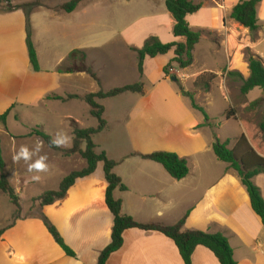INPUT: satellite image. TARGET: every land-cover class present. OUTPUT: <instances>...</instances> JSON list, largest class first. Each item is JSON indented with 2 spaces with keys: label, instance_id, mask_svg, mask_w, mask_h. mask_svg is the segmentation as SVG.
<instances>
[{
  "label": "crops",
  "instance_id": "1",
  "mask_svg": "<svg viewBox=\"0 0 264 264\" xmlns=\"http://www.w3.org/2000/svg\"><path fill=\"white\" fill-rule=\"evenodd\" d=\"M146 1L152 6L159 2ZM160 1L165 3L166 7V0ZM190 1L202 4L200 11L187 17L191 29L203 31L213 39L209 42L202 37L200 40L201 42L205 39L204 41L210 45L206 47L204 59L202 53L197 55L199 42L193 53V64L187 69L180 70L173 64L174 73L171 76L166 75L164 70L175 57L172 50L154 59L146 58L143 74L139 73L137 54L131 50L132 48L141 49L151 36H156L164 44L185 43L184 38H176L173 35L175 21L166 8L165 14H154L147 19L148 24L134 28L130 26L119 32L126 50L133 56L131 61H126L123 65L128 67L130 63L136 77L132 82L116 87L110 85L106 87L104 77L99 75L100 84L85 73H58V69L66 64L70 53L76 50L73 47L55 59L52 69L45 72L40 52L34 44L41 69L40 72H34L26 44L25 13L21 10L0 13V116L21 102L29 107L45 106L49 103L61 105L74 103L79 99H69V96H77V86L88 89L89 93L85 94L88 95L96 94L101 89L107 91L142 82L143 94H125H131L132 97L144 95V99L149 103L147 111H143V114L151 116L149 109H153L152 115L156 114L164 119L166 134L179 131L180 134L162 135L160 120L155 124L154 121L151 123L147 116L138 117L140 119L138 138L142 143L139 146L145 149L134 153L139 157L137 159L129 160L130 158L126 157L124 159L126 167L122 172L118 173V164L117 170L115 168L116 175L127 187L126 192L115 193V198L123 202V213L141 224L167 226L175 225L186 217L184 231L225 236L237 264H264V226L253 212L249 195L238 175L228 170V164L218 160L213 150L216 140L222 143L229 141L228 148L233 150L244 135L256 155L264 158V153L260 151L264 150V134L259 130V122L254 128L249 126L263 114V106L250 108V104L262 99V90L256 88L247 95L239 96L233 93L237 88L240 89L241 79L246 81L250 77L249 64L245 57L247 49L257 55L264 64V57L259 51V47L264 44V0L257 9L259 31L255 40L248 29L231 18L233 8L241 0ZM79 51L87 55V49ZM218 57L222 64L214 66ZM89 59L87 57V60ZM19 66L22 67V71H19ZM191 69L193 71L189 72ZM98 71L100 72V69ZM122 72L121 75L126 73V69L122 68ZM205 74L216 76L209 91L195 90L196 80ZM173 78L184 85V92L191 90L192 93L193 90L196 104L204 109L209 118L207 122L192 103L189 105L184 102L185 98L189 100L188 97L174 92L168 86L167 82ZM147 85L151 86L148 92ZM24 86L27 92L22 94ZM161 89L164 91L161 92ZM168 90L170 92H167ZM216 90L223 91L221 98L228 103V106H224L219 113L213 109L218 97ZM256 90V94L252 96ZM122 95L111 99H117ZM53 96L65 100L50 99ZM105 100L108 99L98 100L97 103L102 106ZM155 107L161 111L164 108L163 115L161 111H155ZM106 112L104 108V119L109 127ZM228 112L232 114L229 119ZM69 116L68 120L76 122L72 115ZM220 120L222 121L219 123ZM229 122L237 124L236 128L231 127L232 131L226 128ZM35 142L39 143L40 148H46V145L42 144L43 141ZM18 145L15 140L10 144L14 157ZM161 145L166 146V149H161ZM184 148L187 151H184ZM156 152L174 153L186 160L188 176L177 181L162 165L141 157ZM44 155L48 156L47 153ZM19 162L16 161L18 168ZM211 164L218 169L215 175L210 177L200 172L201 166H212ZM253 182L264 198V174L254 177ZM107 187L103 165L99 164L92 176L78 179L63 200L41 209L42 219H48L57 229L65 244L75 253V257L68 256L56 243L43 220L41 221L43 230L39 234L38 231L30 232L26 223L23 224L19 220L10 224L0 238V264H98L100 253L111 243L114 225V217L106 205ZM21 229L38 243V245L34 243L36 246L34 252L31 253L21 246L22 233L14 235L15 231ZM123 240L122 248L110 256L107 264H184L175 243L159 232L130 229L124 232ZM192 264L219 262L210 250L199 246L192 255Z\"/></svg>",
  "mask_w": 264,
  "mask_h": 264
},
{
  "label": "rangeland",
  "instance_id": "2",
  "mask_svg": "<svg viewBox=\"0 0 264 264\" xmlns=\"http://www.w3.org/2000/svg\"><path fill=\"white\" fill-rule=\"evenodd\" d=\"M71 1L73 0H9V2L0 0V13L7 12L11 6L37 5L29 17V22L32 31V41L34 37L33 44L36 45L40 52L42 68L45 72L52 69V63L55 59L73 47L76 50L87 49V57L90 58V61L87 60V65L93 69L97 76L104 77L103 81L106 87H109V85L116 87L126 82H132V79L136 77L132 71V65L128 63L127 67V65L124 66L123 64H126V61H131L130 59L133 56L126 50L124 42L119 37V32H123L124 29L126 30L130 26L134 28L148 24L146 20L154 14H165V3L159 0L156 6H152L146 0H82L76 11L68 14L63 10V6ZM203 37L209 42L213 40L206 33ZM204 40L200 42L196 49L197 55L202 53L203 59L206 47L210 46ZM259 51L264 57V44L259 47ZM221 64L222 62L218 57L214 62V66ZM64 67L76 69V62L66 63ZM122 68L126 69V73L123 75H121L123 73ZM18 69L19 71L23 70L21 66ZM98 69H100V72ZM192 71L191 69L189 72ZM176 81L171 79L167 84L174 92L176 91L183 95L184 85ZM150 88L151 86L147 85L146 91L148 92ZM195 90L204 92L201 87H195ZM160 91L163 92L164 90L161 89ZM26 92L24 86L22 94ZM167 92L170 91L168 90ZM221 92L223 91H215L218 97L213 109L217 113L222 111L224 106H228V103L221 98ZM256 92L257 90L252 96ZM86 93H89V90L85 87H76L77 96L83 97ZM188 93H191V90ZM233 93L236 96L241 94L238 88ZM185 99L186 101L184 102L191 105V100ZM148 103V100L144 99V95L132 97L131 94H124L117 99H108L102 102V106L107 111L106 118L109 121V127L96 135L94 142L98 147L96 150L99 153L105 152L109 156L108 158L118 164V170L116 168L118 173L122 172L126 167L124 163L126 157H129V160L137 159L139 157L134 153L145 149L139 146L142 144L138 138L139 116H147L148 120L151 123L154 121L155 124H157V120H160L162 135L166 134L164 119L156 114L152 115L153 109H149L151 116L143 114V111H147ZM257 106L262 108L263 104ZM140 110L141 112H138ZM156 110L161 111L155 107ZM89 112L90 107L81 99L67 105L49 103L48 105H38L37 107H29L21 102L11 109L6 119V124L0 121V144L6 165L5 174L18 195L19 204V207L14 205L9 197L0 191V230L12 224L14 220L15 223L21 220L23 224L26 223L30 232L35 233V231H38V234L42 232V207L37 199L46 191H55L62 180L71 173L80 172L86 168V161L79 153L69 155L67 153L75 144L74 129H89L98 126V121L92 118ZM163 112H165L164 108L161 111V115H163ZM69 115H72L76 122L68 120ZM262 116L263 114H260L253 124L249 126L254 128L257 122L261 121ZM227 124L226 128H230L231 131V127L236 128L237 126L234 122ZM33 131H43L52 138H55L57 133H63L70 137L66 146L59 147L61 152L53 151L42 142V144L46 145V148H40V152L33 157V161L38 159L39 156H45L44 154L47 153L46 162L49 167L48 171L44 173L29 172L28 165L25 162L21 165L22 159L19 160L20 166L18 168L12 154L10 144L14 140L19 144L17 152L21 146H27L32 150L36 145H39L35 141H43L38 136L31 135ZM177 134H180V131L166 134V136H175ZM173 144L177 145L175 142ZM255 144L257 145V143ZM79 145L81 150L85 149V143H80ZM160 148L166 149V146L161 145ZM242 149L239 150V154L244 152V149L243 151ZM184 151H187V149L184 148ZM260 151L264 153L263 149ZM217 170L214 165L200 167V172L208 174L210 177L215 175ZM36 175L40 176L37 181L33 179ZM19 233H22L23 239L20 244L23 249L31 253L34 252L36 249L35 244L38 245L35 239L29 234L26 235L24 229L15 231L14 235L16 236Z\"/></svg>",
  "mask_w": 264,
  "mask_h": 264
},
{
  "label": "trees",
  "instance_id": "3",
  "mask_svg": "<svg viewBox=\"0 0 264 264\" xmlns=\"http://www.w3.org/2000/svg\"><path fill=\"white\" fill-rule=\"evenodd\" d=\"M262 0H241L232 10L231 18L240 24L242 27L249 30L251 37H255L259 31V20L257 9ZM9 2V0H7ZM82 0H73L63 6V10L71 14L73 13ZM37 5H21L11 6L7 12L23 11L26 15V33H27V49L31 67L34 72H40V64L37 56L36 49L32 41V31L30 28L29 17L33 13ZM166 8L175 21L173 27V35L176 38H184L185 43H162L156 36L149 37L141 49L132 48L131 50L137 54L138 71L143 74V64L146 58L154 59L158 56L166 55L174 50L175 57L170 64L165 68L166 75H169V70L175 64L180 70L187 69L193 64V53L195 47L199 44L204 35L203 31H194L191 29L187 17L196 14L202 8V4H194L190 0H166ZM246 60L249 64L250 77L248 80L241 79L242 85L240 93L247 95L249 92L256 88L262 90L263 97L250 104V108L263 104V116L258 124L259 130L264 134V64L263 61L249 49L245 52ZM76 62V69L65 68L62 65L58 69V73H85L100 84V79L93 69L87 65V55L79 50L70 53L66 63ZM79 66H78V64ZM216 76L212 74H205L200 76L196 82L195 87H201L203 91H209L212 82ZM144 85L142 82L127 85L120 88H114L109 91H99L96 94H88L84 97L69 96V99H81L89 107V115L98 121L96 128L89 129H74L73 137L75 144L73 148L67 153H79L86 161V168L80 172H73L65 177L58 190L48 191L40 196L37 201L40 202L41 207L52 205L63 200L68 190L75 184L78 179L87 178L92 176L99 164L103 165L104 178L108 184L106 191V205L114 217V225L112 229V239L108 247H106L98 258V264H107L110 256L119 251L124 243L123 234L130 229H138L146 232H159L171 239L184 262V264H192V255L195 249L199 246L205 247L210 250L217 258L219 264H237L234 260L233 250L228 242V239L222 234H207L200 231H184L185 218L180 220L175 225H162V224H141L136 222L132 217L126 216L123 213V202L115 198V193L126 192L127 187L122 182L121 178L114 172L117 163L108 158L105 152H98V148L94 142L96 135L102 133L107 128V121L104 119V108L97 103L98 100L111 99L118 97L125 93L143 94ZM183 95L191 100L192 106L200 111L205 117V121L209 120L204 109L199 107L194 99L192 93L184 92ZM52 100H65L58 96H53ZM8 110L0 116V121L6 124V119L9 115ZM231 112H228L227 118H231ZM36 135L43 140V142L53 151L61 152L59 147L52 146L50 141L53 139L43 131H33L31 135ZM80 143H85V149H80ZM229 141L220 142L216 140L213 146L214 153L218 160L228 164V170L234 171L241 180L243 187L246 189L250 205L253 212L259 217L262 225L264 226V198L262 197L260 189L253 182L254 177L264 174V158L256 155L244 135L240 138L238 144L233 150L228 148ZM244 149L242 154L239 150ZM242 149V151H243ZM145 160L158 163L164 167L167 173L175 180L180 181L186 178L189 174L188 163L186 160L179 158L176 154L170 152H156L151 155L141 156ZM5 160L3 158V151L0 144V191L9 197L14 205L19 207L18 195L14 188L9 183L5 174ZM15 221V220H14ZM13 221V222H14ZM44 224L52 235L56 243L63 249V251L71 257H75V253L65 244L57 229L48 221L43 218ZM9 225L0 230V238L6 231Z\"/></svg>",
  "mask_w": 264,
  "mask_h": 264
},
{
  "label": "clouds",
  "instance_id": "4",
  "mask_svg": "<svg viewBox=\"0 0 264 264\" xmlns=\"http://www.w3.org/2000/svg\"><path fill=\"white\" fill-rule=\"evenodd\" d=\"M70 137L63 133H57L56 137L50 141V144L55 147H63L69 143ZM40 152V145L30 150L27 146H21L19 151L14 157L15 161L23 160L28 165L29 172L44 173L48 171L49 165L47 164L46 156H39L38 159L33 161V157ZM35 180H39L40 176L33 177Z\"/></svg>",
  "mask_w": 264,
  "mask_h": 264
},
{
  "label": "built area",
  "instance_id": "5",
  "mask_svg": "<svg viewBox=\"0 0 264 264\" xmlns=\"http://www.w3.org/2000/svg\"><path fill=\"white\" fill-rule=\"evenodd\" d=\"M173 73H174V70H173V68H171V69L169 70V76H171Z\"/></svg>",
  "mask_w": 264,
  "mask_h": 264
},
{
  "label": "water",
  "instance_id": "6",
  "mask_svg": "<svg viewBox=\"0 0 264 264\" xmlns=\"http://www.w3.org/2000/svg\"><path fill=\"white\" fill-rule=\"evenodd\" d=\"M172 80H173V81H176V78H173Z\"/></svg>",
  "mask_w": 264,
  "mask_h": 264
}]
</instances>
